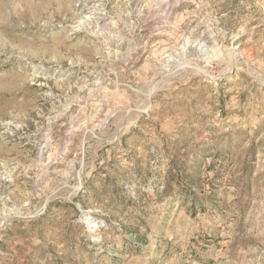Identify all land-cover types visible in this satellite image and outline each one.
Instances as JSON below:
<instances>
[{"label":"rangeland","instance_id":"rangeland-1","mask_svg":"<svg viewBox=\"0 0 264 264\" xmlns=\"http://www.w3.org/2000/svg\"><path fill=\"white\" fill-rule=\"evenodd\" d=\"M0 264H264V0H0Z\"/></svg>","mask_w":264,"mask_h":264}]
</instances>
